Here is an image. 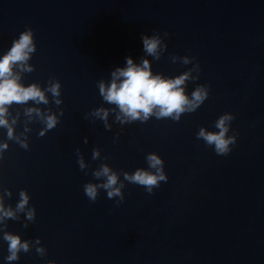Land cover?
Masks as SVG:
<instances>
[{
	"label": "water",
	"instance_id": "obj_1",
	"mask_svg": "<svg viewBox=\"0 0 264 264\" xmlns=\"http://www.w3.org/2000/svg\"><path fill=\"white\" fill-rule=\"evenodd\" d=\"M26 25L37 42L26 78H59L64 115L42 137L33 124L29 150L9 142L0 184L13 204L26 188L37 209L28 228L9 221V230L39 236L57 264H264V0H0V51ZM154 30L170 33L168 52L198 58L209 98L179 122L152 118L120 131L85 119L102 102L96 82L125 56H141V33ZM190 66L168 53L153 62L169 75ZM225 111L239 135L217 155L195 133ZM97 146L127 171L155 151L169 179L151 194L126 182L120 205L105 190L91 202L83 185L93 177L79 168L76 148L91 161ZM5 254L0 242V264ZM44 259L33 250L13 264Z\"/></svg>",
	"mask_w": 264,
	"mask_h": 264
},
{
	"label": "clouds",
	"instance_id": "obj_2",
	"mask_svg": "<svg viewBox=\"0 0 264 264\" xmlns=\"http://www.w3.org/2000/svg\"><path fill=\"white\" fill-rule=\"evenodd\" d=\"M154 30L151 34L141 33L142 52L139 57L127 55L122 65L110 70L109 78L96 82L102 102L84 114V118L95 123L101 121L106 130H112L114 124L120 126L135 122L146 123L150 119H171L179 122L183 114L196 112L210 96V85L198 83L201 78V65L196 56L178 55L168 52L167 37ZM37 52L34 29L25 26L18 36L13 37L7 49L0 51V162L5 159L10 141L25 150L30 149V133L33 124H39L38 135L44 136L57 127L64 115L62 107L63 85L59 78L52 76L46 82L27 80V74L33 73L36 65L32 63ZM165 53L172 63H181L187 67L178 74L169 75L155 71L153 62L159 61ZM193 84L189 91V84ZM235 114L225 111L211 125H200L195 133L197 139L212 147L217 155H227L237 143L239 133L232 128ZM119 132L116 137H119ZM84 143L88 138L84 137ZM77 164L93 177L84 183L83 190L91 202H95L101 190L106 191L109 199L116 205L125 200L126 182L143 186L149 194L167 182L165 160L155 152L144 156L146 166L136 167L133 171L115 169L102 156L100 147L92 148L91 161H99L96 167L85 159L76 148ZM13 191L0 184V242L6 244L4 264H13L21 260V254L35 250L45 258L43 264H57L54 259H46L47 248L39 236L24 238L21 233L9 230V221H19L28 228L37 217V209L26 188L19 189L18 198L13 204Z\"/></svg>",
	"mask_w": 264,
	"mask_h": 264
}]
</instances>
